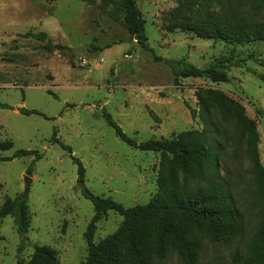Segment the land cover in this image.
Returning a JSON list of instances; mask_svg holds the SVG:
<instances>
[{"label": "rangeland", "instance_id": "1", "mask_svg": "<svg viewBox=\"0 0 264 264\" xmlns=\"http://www.w3.org/2000/svg\"><path fill=\"white\" fill-rule=\"evenodd\" d=\"M250 1L222 0L221 5H245L251 14ZM214 5L219 11V4ZM0 6V145L11 143L0 147V207L6 199L21 198L23 177L31 179L23 199L28 232L18 234L10 217L0 220V264H25L35 245L54 249L60 264H84L83 235L93 206L77 186V167L60 144L82 164L81 181L88 193L124 208L145 205L156 194L160 154L120 140L103 113L137 145L172 139L203 130L196 91L218 90L256 121L264 167V42L229 44L182 32L174 20L186 12L177 14L176 0L137 2L145 22V47L106 15L102 0H0ZM27 33H45L46 38ZM77 48L81 54L74 52ZM180 59L199 69L222 63L229 81L185 78L174 84L165 61ZM22 109L37 114L25 115ZM213 114L225 147L220 174L242 216L243 232L228 245L204 240L198 264H231L256 231L259 205L235 119L222 121ZM18 150L34 154L14 157ZM121 220L107 212L97 224L94 242L113 234ZM151 264L182 263L172 253Z\"/></svg>", "mask_w": 264, "mask_h": 264}, {"label": "trees", "instance_id": "2", "mask_svg": "<svg viewBox=\"0 0 264 264\" xmlns=\"http://www.w3.org/2000/svg\"><path fill=\"white\" fill-rule=\"evenodd\" d=\"M46 1L51 3L56 0ZM102 1L104 6H108L106 15L119 23L140 46L145 47V22L137 6L140 0ZM176 1L177 14L186 12L181 20H174L177 29L182 32L229 44L264 42V15L262 18L256 17L264 13V0L250 1L254 5L251 14L247 13L245 5L237 4L234 7L229 2L223 7L222 0ZM215 2L219 4V11L215 8ZM27 35L36 39L46 38L45 33ZM165 63L171 70L174 84L185 78H201L212 84L229 81L226 66L222 63H214L205 69L196 68L185 59ZM195 96L203 130L182 132L172 139H151L137 145L121 131L109 114L103 113L106 123L120 140L141 151L160 154L157 192L147 204L130 208H124L110 198L88 193L85 197L92 203L93 216L83 235L87 253L84 264H151L154 259L163 260L172 253L182 264H198L204 240L228 245L242 235V216L235 206L228 182L219 170L225 147L224 141L219 139L221 130L214 119V111L222 121L230 117L236 121L244 142L245 158L251 164L254 194L259 205L256 231L245 252H237L231 257V264H264V167L259 159L257 123L245 115V109L238 101L218 90L201 88ZM21 113L37 114L23 109ZM60 145L76 165L77 178L82 180L85 173L82 164L72 156L68 147ZM10 146L9 142L0 145L1 148ZM33 154L32 151L18 150L14 157ZM35 158L38 159V156ZM27 175H30L29 169ZM109 211L122 218L120 225L113 234L95 243L93 239L97 224ZM5 217L12 218L18 234H27L29 214L22 198L6 199L0 207V220ZM25 264L60 262L54 249L35 245Z\"/></svg>", "mask_w": 264, "mask_h": 264}, {"label": "water", "instance_id": "3", "mask_svg": "<svg viewBox=\"0 0 264 264\" xmlns=\"http://www.w3.org/2000/svg\"><path fill=\"white\" fill-rule=\"evenodd\" d=\"M73 50L77 54H81L82 53V50L79 49V48L73 49ZM30 180H31L30 177H28L26 175L23 177V184L24 185H23V193L21 195V198L22 199H26V197H27V194H28V186H29ZM77 186L81 189V191H82V193H83L84 196H86L88 194V191H87V189L85 187L84 182L81 181L80 179L77 182Z\"/></svg>", "mask_w": 264, "mask_h": 264}, {"label": "crops", "instance_id": "4", "mask_svg": "<svg viewBox=\"0 0 264 264\" xmlns=\"http://www.w3.org/2000/svg\"><path fill=\"white\" fill-rule=\"evenodd\" d=\"M46 2H47V1H46ZM54 2H55V1H54ZM54 2H51V3H54ZM47 3H48V2H47ZM0 11H1V6H0ZM0 27H1V23H0ZM15 34H21V33H19V32H12V33H11V36H12V35H15Z\"/></svg>", "mask_w": 264, "mask_h": 264}]
</instances>
